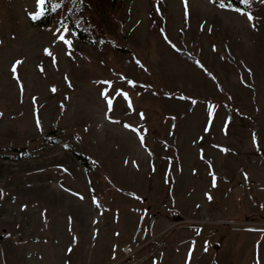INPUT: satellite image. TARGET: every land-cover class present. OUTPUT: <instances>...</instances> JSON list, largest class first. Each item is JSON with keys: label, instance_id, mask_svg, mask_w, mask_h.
I'll list each match as a JSON object with an SVG mask.
<instances>
[{"label": "rangeland", "instance_id": "rangeland-1", "mask_svg": "<svg viewBox=\"0 0 264 264\" xmlns=\"http://www.w3.org/2000/svg\"><path fill=\"white\" fill-rule=\"evenodd\" d=\"M234 9L0 0V264H264V0Z\"/></svg>", "mask_w": 264, "mask_h": 264}, {"label": "snow or ice", "instance_id": "snow-or-ice-1", "mask_svg": "<svg viewBox=\"0 0 264 264\" xmlns=\"http://www.w3.org/2000/svg\"><path fill=\"white\" fill-rule=\"evenodd\" d=\"M213 2L215 3V2H217V0H213ZM241 2L243 3V4H245L246 6H248V7H250V4H251V0H241ZM51 3V0H39V4H40V6H41V13H40V18H44L45 16H46V5H48V4H50ZM219 6L221 7V8H224L225 7V4L223 3V2H221L220 4H219ZM59 9V4H55V5H52V8H51V10L52 11H57ZM235 11H237V12H241V10L240 9H234ZM241 14L242 15H247V18L250 20V21H252L254 18L252 17V15H251V13L250 12H241ZM38 17H36V16H33L32 17V19H37ZM64 28H65V33L64 34H61L60 36H59V39L69 48V49H71L72 48V45H73V41L71 40V39H67L66 38V34H67V32H68V29H67V26H64ZM48 55H51V53H47ZM69 54H71V53H69ZM12 71H13V73H15L16 72V68L15 67H13V69H12ZM132 86H135V84H134V82H129ZM106 95V94H105ZM122 95L124 96V98L125 99H128V97H127V94L126 93H122ZM108 104H109V107H111V105H112V101L111 100H108ZM129 107H131V103L129 102ZM142 115V114H141ZM140 139H141V142L143 143V137L141 136L140 137Z\"/></svg>", "mask_w": 264, "mask_h": 264}, {"label": "trees", "instance_id": "trees-1", "mask_svg": "<svg viewBox=\"0 0 264 264\" xmlns=\"http://www.w3.org/2000/svg\"><path fill=\"white\" fill-rule=\"evenodd\" d=\"M221 2H223L225 4V7H228V8H236V9H240V10H246L247 9V6L245 4H243L241 2V0H217V2H215V3L220 4ZM46 8H47V5H46ZM72 29L75 31L76 35L79 38L81 37V39L84 40V37H83L84 33L79 31L76 27H73ZM77 158L83 167H85V168L90 167L89 158L86 155L78 153ZM1 238H2V235H0V240H1Z\"/></svg>", "mask_w": 264, "mask_h": 264}, {"label": "water", "instance_id": "water-1", "mask_svg": "<svg viewBox=\"0 0 264 264\" xmlns=\"http://www.w3.org/2000/svg\"><path fill=\"white\" fill-rule=\"evenodd\" d=\"M175 220H176V221H181L182 218H180V217H176Z\"/></svg>", "mask_w": 264, "mask_h": 264}]
</instances>
